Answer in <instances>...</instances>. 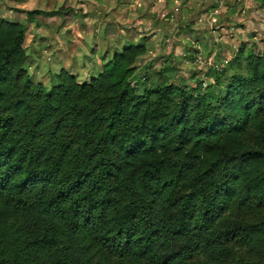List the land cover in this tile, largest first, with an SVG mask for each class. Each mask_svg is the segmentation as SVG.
Segmentation results:
<instances>
[{"label": "trees", "instance_id": "1", "mask_svg": "<svg viewBox=\"0 0 264 264\" xmlns=\"http://www.w3.org/2000/svg\"><path fill=\"white\" fill-rule=\"evenodd\" d=\"M26 40L0 9V264H264V49L206 89L133 85L145 45L48 88Z\"/></svg>", "mask_w": 264, "mask_h": 264}, {"label": "rangeland", "instance_id": "2", "mask_svg": "<svg viewBox=\"0 0 264 264\" xmlns=\"http://www.w3.org/2000/svg\"><path fill=\"white\" fill-rule=\"evenodd\" d=\"M66 2L76 9L73 17L28 19L27 12H52ZM0 9L25 25V68L48 88L58 85L63 69L90 83L130 45L148 50L136 63L133 85L171 67L164 74L169 82L191 89L213 84L214 71L242 49L247 55L264 49L261 0H0Z\"/></svg>", "mask_w": 264, "mask_h": 264}, {"label": "built area", "instance_id": "3", "mask_svg": "<svg viewBox=\"0 0 264 264\" xmlns=\"http://www.w3.org/2000/svg\"><path fill=\"white\" fill-rule=\"evenodd\" d=\"M203 56H198V59H197V61H198V63H201V61L203 60V58H202ZM208 87V85H207V83L206 82H203V88L204 89H206Z\"/></svg>", "mask_w": 264, "mask_h": 264}, {"label": "crops", "instance_id": "4", "mask_svg": "<svg viewBox=\"0 0 264 264\" xmlns=\"http://www.w3.org/2000/svg\"><path fill=\"white\" fill-rule=\"evenodd\" d=\"M263 11H264V9H263ZM153 33H155V32H153ZM148 37V36H147Z\"/></svg>", "mask_w": 264, "mask_h": 264}]
</instances>
